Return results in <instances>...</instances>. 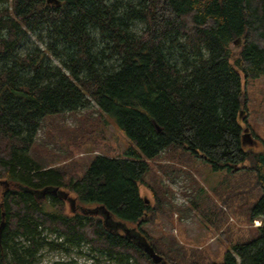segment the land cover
<instances>
[{
    "label": "trees",
    "instance_id": "obj_1",
    "mask_svg": "<svg viewBox=\"0 0 264 264\" xmlns=\"http://www.w3.org/2000/svg\"><path fill=\"white\" fill-rule=\"evenodd\" d=\"M30 35L44 47L19 52ZM263 75L264 0H0V264H36L44 248L81 244L115 264H154L96 209L140 233L159 264H264V148L241 139V79ZM94 107L113 116L135 147L95 156L81 175L44 164L37 142L43 119ZM81 116L72 140L96 146L101 120ZM176 153L224 173L221 203L208 197L199 209L212 230L224 227L230 249L222 263L142 228L156 212L171 217L156 170L167 167L158 158L174 162ZM52 189L57 194L41 195ZM62 193L75 212L66 213ZM228 212L239 224L260 226L238 229ZM45 229L62 243L41 237Z\"/></svg>",
    "mask_w": 264,
    "mask_h": 264
},
{
    "label": "rangeland",
    "instance_id": "obj_2",
    "mask_svg": "<svg viewBox=\"0 0 264 264\" xmlns=\"http://www.w3.org/2000/svg\"><path fill=\"white\" fill-rule=\"evenodd\" d=\"M240 45L233 43L231 47L237 50ZM34 46L44 47L34 35H30L19 48V52L24 53ZM241 83L246 95V122L243 125L254 139V143L249 147L262 150L264 148V75L247 81L242 78ZM81 115L87 116L93 122L101 120L100 124H97L103 133V138L96 134V146L78 147L79 140L77 138L72 140L73 133L77 135L78 132L75 131L83 126ZM243 115L244 113L242 117ZM37 142L41 144L39 145V159L44 164L65 166L69 171L75 169L80 175L86 171L95 156L104 153L111 157L123 156L129 146L135 147L118 128L115 118L98 112L95 107L90 111L77 114L63 113L44 118L42 128L38 132ZM69 153H72V156ZM179 155L180 153H176L174 162L165 158L157 159L159 165L167 166L164 171H156L162 185L167 189L166 196L168 198L166 197L164 206L170 209L171 217L156 212L157 217L153 224H145L142 228L148 236L158 238L164 244L170 237L179 248H194L201 252L203 250L207 253L206 261L222 263L226 250L230 249L220 236L224 227L219 231L212 230L199 209L207 206L205 199L208 197L210 201L218 205L221 203L220 194L225 185L224 173L213 171L208 163L199 158ZM172 165L174 168H171ZM139 193L146 202L153 204V197L144 186L139 188ZM68 206L71 207L69 210L66 208L67 214L71 208L73 209L72 205L68 204ZM228 218L231 225L238 229H244V231H252V228L256 227L255 222L261 223L259 220L248 223L244 219V223L239 224L234 213L230 214L229 212ZM126 228L133 229L129 225ZM82 247L83 249L64 245L63 249L53 251L44 248L39 252L40 262L38 259L36 264H94L95 261H98L99 264H115L107 261L97 252L90 251L89 246Z\"/></svg>",
    "mask_w": 264,
    "mask_h": 264
},
{
    "label": "water",
    "instance_id": "obj_3",
    "mask_svg": "<svg viewBox=\"0 0 264 264\" xmlns=\"http://www.w3.org/2000/svg\"><path fill=\"white\" fill-rule=\"evenodd\" d=\"M50 1V0H48ZM243 110H241L240 112V117L243 114ZM242 145L243 146H252V144L254 143V139L251 137V134L249 133V130L247 128H245L243 130V134H242ZM263 174H264V170H263ZM46 192H52L53 194H57L58 190L57 189H52V190H43L41 192V195H44ZM62 193V196L65 198L66 194ZM73 201H71L72 203ZM96 211V212H95ZM94 211V214H102V216H104L105 218H110L108 214L104 213V211H102L101 209H99V213L97 212V209ZM4 227V222L1 221L0 223V237H1V233ZM143 250L144 252L151 258L152 262L154 264H159L162 263V257L160 255H158L157 253L154 252V250L144 241L142 240V242L139 244L137 243Z\"/></svg>",
    "mask_w": 264,
    "mask_h": 264
},
{
    "label": "flooded vegetation",
    "instance_id": "obj_4",
    "mask_svg": "<svg viewBox=\"0 0 264 264\" xmlns=\"http://www.w3.org/2000/svg\"><path fill=\"white\" fill-rule=\"evenodd\" d=\"M64 200L68 201V204L73 206V209L71 208V210H72V212H75L76 209H75L74 202L70 203L71 200L68 198L67 195L64 198ZM97 212L99 213L98 210H97ZM103 221L105 222V224L110 229H112L113 231L117 232L120 235H126L129 240H133V241H135L136 243H139V244L142 242L143 239H142L140 233H137V232L133 231V229L126 228V226H124V225H119V223L115 222L114 219H111V218H105L104 217Z\"/></svg>",
    "mask_w": 264,
    "mask_h": 264
},
{
    "label": "built area",
    "instance_id": "obj_5",
    "mask_svg": "<svg viewBox=\"0 0 264 264\" xmlns=\"http://www.w3.org/2000/svg\"><path fill=\"white\" fill-rule=\"evenodd\" d=\"M260 224L255 222V226H259ZM46 241L50 242H56V243H62V238H57L56 234H51L49 233L48 236L46 237Z\"/></svg>",
    "mask_w": 264,
    "mask_h": 264
},
{
    "label": "bare ground",
    "instance_id": "obj_6",
    "mask_svg": "<svg viewBox=\"0 0 264 264\" xmlns=\"http://www.w3.org/2000/svg\"><path fill=\"white\" fill-rule=\"evenodd\" d=\"M44 232H41V237H47L48 236V234H49V232H50V230H47V229H45V230H43ZM76 248H80V249H83V247H82V244L79 246V247H76ZM39 259V262H40V257L38 258Z\"/></svg>",
    "mask_w": 264,
    "mask_h": 264
}]
</instances>
